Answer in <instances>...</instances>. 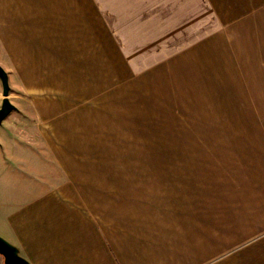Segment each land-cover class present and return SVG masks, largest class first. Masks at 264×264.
Returning a JSON list of instances; mask_svg holds the SVG:
<instances>
[{
  "label": "crops",
  "instance_id": "obj_1",
  "mask_svg": "<svg viewBox=\"0 0 264 264\" xmlns=\"http://www.w3.org/2000/svg\"><path fill=\"white\" fill-rule=\"evenodd\" d=\"M107 4L0 0L11 90L72 136L35 140L60 180L0 187V235L30 264H264V0ZM159 113L192 119L124 156V117Z\"/></svg>",
  "mask_w": 264,
  "mask_h": 264
},
{
  "label": "rangeland",
  "instance_id": "obj_2",
  "mask_svg": "<svg viewBox=\"0 0 264 264\" xmlns=\"http://www.w3.org/2000/svg\"><path fill=\"white\" fill-rule=\"evenodd\" d=\"M107 6L112 7L117 23L124 24V0H107ZM43 108L71 107V101L60 100L55 91L44 93ZM62 95V94H61ZM9 99L16 106L0 124V187L8 184L10 187L23 186L42 188L58 181L63 176V170L56 156L66 149L38 147L36 139L61 140L72 139L71 133L45 126L44 131L36 130L35 121L26 111L31 110L32 103L26 99L22 90L10 91ZM211 102V101H210ZM212 103V102H211ZM35 118V117H34ZM199 118V117H198ZM190 116H177L170 119L163 113L152 116L124 117V156L152 154L154 148L143 147L151 145V141L176 138L179 132L172 131L176 125L191 122ZM33 120V121H32ZM200 122V118H199ZM71 155V149H69ZM156 150V149H155ZM71 162L66 167L71 171ZM0 259L3 260L2 256Z\"/></svg>",
  "mask_w": 264,
  "mask_h": 264
},
{
  "label": "water",
  "instance_id": "obj_3",
  "mask_svg": "<svg viewBox=\"0 0 264 264\" xmlns=\"http://www.w3.org/2000/svg\"><path fill=\"white\" fill-rule=\"evenodd\" d=\"M0 83L2 89V100L0 104V124L7 115L16 107L9 99L11 86L7 71L0 65ZM0 256L4 264H30V262L20 255L18 248L0 235Z\"/></svg>",
  "mask_w": 264,
  "mask_h": 264
}]
</instances>
